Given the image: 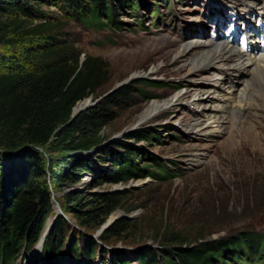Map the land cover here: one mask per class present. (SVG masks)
<instances>
[{
  "label": "rangeland",
  "instance_id": "1",
  "mask_svg": "<svg viewBox=\"0 0 264 264\" xmlns=\"http://www.w3.org/2000/svg\"><path fill=\"white\" fill-rule=\"evenodd\" d=\"M25 1L31 6L33 4V8H40L52 21L62 24L59 31L76 43L77 49L82 52V61L88 55L106 63L108 82L95 96L80 103L86 102L84 107L87 106L81 113L95 107L122 84L133 86L135 90L128 105L117 111L114 122L101 132L102 142L98 146L78 153L72 151L70 146L73 144L70 141L61 143L60 139L38 150L24 145L7 164L8 171L11 170L10 175L7 173L8 177H12L13 169L28 165L26 160L32 153L39 155L43 162L66 158L70 159L71 164L88 163L90 170L78 175L77 182L63 183L60 192H53L52 214L47 225L63 217L71 228L68 234L70 238L73 233L84 236L79 232L84 231L78 228L77 219L71 212L75 205L68 204L67 197H80L86 203L96 194L134 190L128 198L129 206L142 205V208L129 214L117 211L101 229L85 231L99 241L98 238L112 221L130 216V220L135 222L133 231L121 242H112L109 246L129 253L132 264H137L135 253L138 249H158L159 241L153 242L150 238L158 234L162 223L185 233L191 243L198 238L202 239L200 242L207 243L236 239L247 233L264 235V127L260 126L264 124L262 105L252 112L250 108L242 107L248 110L246 116L251 118V124L255 123L253 126L261 134V139L244 138L236 129L218 135L187 131L180 127V122L188 124L196 117L187 102L144 118L146 110L153 103H163L180 91L185 94L192 86L196 89V86L209 84L211 76L218 70L211 68L193 74L190 66L172 60L168 46L164 44L165 41L172 43L173 49L192 45L193 52L197 53L199 49L196 45L200 43H195L197 33L194 31L200 25H205L208 31L211 29L207 5L203 0H185L183 6L177 0H172V9L168 8L170 0L169 3L161 2L162 16L156 26L153 25V7L148 0L140 10L139 17L144 23L141 28L138 15L124 16L117 13L110 19H105L107 17L103 15L98 23H94L86 21L88 7L69 12L58 7L57 0ZM205 41L221 44L219 38L206 37L203 43H207ZM259 94L260 91L252 92L253 100L258 103L261 102ZM145 132L153 134V141L135 138ZM125 148L138 153L137 159L130 162L133 168H137L135 173L149 172L152 177L135 179L129 184L108 183L109 173L117 160L115 157L104 158L103 155L107 152L123 155ZM154 158L166 164L171 172H176L177 166L170 165L169 161L179 163L180 169L187 174L168 179L164 172L154 166ZM89 162L94 163L93 166ZM70 167L64 169L67 174ZM45 172L48 173L47 170ZM41 182L50 186L49 177ZM100 183L103 185L97 187ZM195 245L197 243L191 246ZM36 252L27 262L22 259L18 264H27ZM252 256L237 257L233 264H264V255ZM68 261L66 259L61 264H71ZM34 264H42V260L38 259ZM96 264H101V260Z\"/></svg>",
  "mask_w": 264,
  "mask_h": 264
},
{
  "label": "trees",
  "instance_id": "2",
  "mask_svg": "<svg viewBox=\"0 0 264 264\" xmlns=\"http://www.w3.org/2000/svg\"><path fill=\"white\" fill-rule=\"evenodd\" d=\"M57 1L58 7L69 12L88 7L86 21L98 23L103 15L110 19L117 13L130 16L128 10L138 12L143 0ZM39 9L25 0H0V264H14L23 252L28 254L34 248L52 214L53 192H60L63 183L77 182L78 175L90 170L85 162L71 164L66 158L43 162L32 153L26 160L28 167L15 168L13 176L8 177L11 170L8 171L7 164L16 157L13 155L24 145L38 150L58 139L61 143L70 141L73 152L94 148L102 142L103 129L114 122L117 111L125 108L135 95L133 86H121L72 119L74 107L107 84V65L88 55L82 61L76 43L59 31L62 24ZM153 137L145 132L135 138L151 142ZM125 149L123 155H103L117 160L108 183L129 184L135 179L152 177L149 172L135 173L137 168L130 162L137 159L138 153ZM152 161L168 179L173 178L156 158ZM66 167H70L68 174ZM45 177H49L50 186L41 182ZM133 191L96 194L86 203L80 197L66 199L68 204L75 205L71 212L78 228L85 232L101 229L117 211L129 214L142 208L129 206ZM134 227V221L119 218L105 228L99 241L86 232L84 236L73 233L70 238L71 228L66 219L57 218L46 238L43 264H55L65 258L76 264H95L98 258L104 264L107 260L111 264H131L129 253L114 250L109 244L121 242ZM157 233L150 239L159 241L158 249H138L137 264H233L237 257L264 252V235L253 233L207 243L198 238L193 242L197 243L195 246H191L193 243L185 233L165 223Z\"/></svg>",
  "mask_w": 264,
  "mask_h": 264
},
{
  "label": "bare ground",
  "instance_id": "3",
  "mask_svg": "<svg viewBox=\"0 0 264 264\" xmlns=\"http://www.w3.org/2000/svg\"><path fill=\"white\" fill-rule=\"evenodd\" d=\"M241 2L248 12L253 7L259 8L261 5L260 0L249 2L241 0ZM219 40L221 44L205 41L207 43L196 45L199 49L197 53L193 52L194 47L192 45H181L179 49H173L172 43L164 42L168 46V52L171 54L172 60L175 62L182 61L183 65L190 66L193 74L211 68L220 70V73L214 72L207 85L196 86V89H193L192 86L185 94L180 91L163 103H153L146 110L144 118L176 108L177 105L187 102L190 109L195 112L196 117L188 124H181L180 122V127L185 130L203 135H218L236 129L244 138L261 139V134L257 133L253 126L255 123L251 124V118L246 116L247 113L245 112L242 114L240 108L244 107V103H247L251 110L258 109L261 105L264 109V54L251 52L250 47H246L247 50L243 51L235 45L228 44L221 37ZM233 82H235V86H233ZM255 86L261 92L259 94L261 97L260 104L257 100L254 101L251 97L246 96V92ZM188 96L189 98H187ZM85 105L86 102L79 104L78 108ZM261 114L263 115V113ZM231 123L233 124L232 128L230 127ZM260 126L264 127V124ZM81 233L85 234L82 231ZM41 242L38 245V250L36 249L37 252L34 258L27 264H34L39 259L42 251V246L39 247Z\"/></svg>",
  "mask_w": 264,
  "mask_h": 264
},
{
  "label": "water",
  "instance_id": "4",
  "mask_svg": "<svg viewBox=\"0 0 264 264\" xmlns=\"http://www.w3.org/2000/svg\"><path fill=\"white\" fill-rule=\"evenodd\" d=\"M125 84H122L121 86H124ZM114 91V90H113ZM85 101V100H84ZM84 101H82V102H84ZM81 102H79L75 107H74V109H73V112H72V119H74L75 117H77L82 111H84L85 110V108H87V106L86 107H84V108H78V106H79V104H80ZM123 217V216H122ZM123 218H127V219H130L131 217L130 216H124ZM115 221V220H114ZM113 222V221H112ZM111 222V223H112ZM53 223V222H52ZM52 223L51 224H49L47 227H46V230H45V232H48L49 230H50V227H51V225H52ZM110 223V224H111ZM109 224V225H110ZM108 225V226H109Z\"/></svg>",
  "mask_w": 264,
  "mask_h": 264
}]
</instances>
